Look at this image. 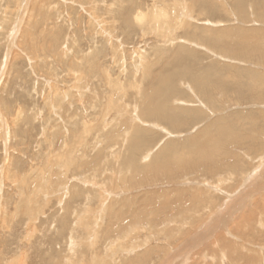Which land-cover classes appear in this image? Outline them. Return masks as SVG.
<instances>
[{
	"label": "rangeland",
	"instance_id": "1",
	"mask_svg": "<svg viewBox=\"0 0 264 264\" xmlns=\"http://www.w3.org/2000/svg\"><path fill=\"white\" fill-rule=\"evenodd\" d=\"M263 97L264 0H0V264H264Z\"/></svg>",
	"mask_w": 264,
	"mask_h": 264
},
{
	"label": "bare ground",
	"instance_id": "2",
	"mask_svg": "<svg viewBox=\"0 0 264 264\" xmlns=\"http://www.w3.org/2000/svg\"><path fill=\"white\" fill-rule=\"evenodd\" d=\"M178 3V2H177ZM185 3V2H184ZM178 6H179V4H177ZM176 5V6H177ZM178 6H177V8H178ZM182 9L181 10V12L178 14V12L177 13H174V15L172 16V14H171V12L167 9H165V6L164 7H162V8H158V9H156V10H154L153 12H152V14H151V16H152V18L150 19V24H148V26L149 25H151L152 23L153 24H155V28L154 29H157V32H158V34L160 35V36H162L163 38H165V37H167L169 34H171L172 32H173V29H171V26L173 25V24H176V25H179V26H181V25H188L190 22H188L187 21V19L190 17V16H192L191 15V12L192 11H190V9L189 8H187L186 7V4H184L183 5V8H182V6L181 7H179V9ZM176 10V9H175ZM173 13V12H172ZM147 16V13H144V12H137L136 14H135V20H137L138 22L139 21H142V19L144 18V16ZM143 22V21H142ZM141 24V23H140ZM172 24V25H171ZM20 25V24H19ZM174 26V25H173ZM144 28V27H143ZM149 29V28H148ZM170 37V36H169ZM170 40H172V39H170ZM169 43H171V42H169ZM237 43H239V42H237ZM234 44H236V43H234ZM236 45H238V44H236ZM229 46H230V44H229ZM237 47V46H236ZM239 47V46H238ZM241 47V46H240ZM240 47H239V49H240ZM231 48H233V49H235V47H234V45L232 44L228 49H231ZM244 49H245V47H244ZM242 50H243V48H242ZM241 51V50H240ZM237 52V51H236ZM242 53V52H241ZM236 54V53H235ZM240 54V53H239ZM249 55V54H248ZM74 71V70H73ZM237 74V73H236ZM115 84V83H114ZM232 84V83H231ZM230 85V84H229ZM233 85V84H232ZM235 85V84H234ZM226 86H228V85H225V88H226ZM231 86V85H230ZM237 86V85H236ZM253 86H255V85H253ZM232 87V86H231ZM257 87V86H256ZM209 88V87H208ZM207 88V89H208ZM212 88V87H211ZM210 88V89H211ZM224 90V89H223ZM254 90V93L256 92V90H255V88L254 89H252V91ZM261 91H262V89H261ZM260 91V92H261ZM250 93V92H249ZM262 93V92H261ZM124 94V93H123ZM252 95V94H251ZM251 97V96H250ZM252 98H254V97H252ZM264 98V97H263ZM207 99H208V97H207ZM255 99H257V98H255ZM206 100V99H205ZM260 100H261V98H260ZM209 102V101H208ZM119 103V102H118ZM121 106V105H120ZM135 112V111H134ZM136 117V116H135ZM260 117H261V115H260ZM243 118H245V117H243ZM246 119V118H245ZM131 120V119H130ZM135 120H139L138 118H136ZM135 124V123H134ZM104 126L106 127V125L104 124ZM104 129V128H103ZM199 133H201V132H199ZM199 137H202V134L201 135H199ZM236 137V136H235ZM234 137V138H235ZM234 138L233 139H231V140H234ZM238 138V137H237ZM228 139V138H227ZM230 139V138H229ZM214 140L215 139H213L212 141H213V144H212V146H209V147H207L206 146V142H205V139H202L201 138V141H199V147L197 148V146L195 147V148H192V150L191 149H189V148H187L186 150H180V152L181 153H179V151L176 153L175 151H173V152H175V153H173V156H170V158L165 162V170H166V172L164 173L163 171H164V169L162 170V168H161V171L163 172H161L163 175H166V178H168V179H171L172 178V172H176V171H178V169H180V168H184V170H190V169H192V168H195V167H197V166H200V164H197V163H195V162H201L200 160H203V161H205V163H206V161L207 160H210L211 162H209V163H211L210 165H211V167L209 168V169H211L212 170V167L213 166H217V165H215V163H217L218 162V160L220 161V164H221V160L220 159H218V158H222L226 153H223L222 151H220L219 153H218V150L220 149V148H222L219 144V142L220 141H218V140H215V142H214ZM240 140H238V139H236V140H234L233 142H235V143H237L238 144V142H239ZM232 142V143H233ZM230 144V141L229 142H227V144ZM221 144H222V146L223 145H225L226 144V141L224 140V139H222V142H221ZM227 144H226V146H227ZM188 146V145H187ZM225 146V147H226ZM186 147V146H185ZM172 155V154H171ZM184 155H190L191 157H193V159H194V161H191V162H188V160L186 159V157L184 156ZM213 155H216L215 157L213 156ZM227 155V154H226ZM155 159H156V157H154ZM153 158V159H154ZM214 158H217L218 160H217V162L214 160ZM211 159H213V161L211 160ZM144 161H146V160H144ZM227 162V164H231L232 163V161L230 160V161H226ZM147 163V165H149V169H146V165L145 166H143L142 168H144V169H146L147 170V172L148 171H152V172H155V173H153V175H150V177L152 176V178H155V179H157L158 178V175L160 174L159 173V167L157 166L158 164H157V162H155V161H151V162H146ZM169 163V164H168ZM129 164H131V162H129ZM217 164H219V163H217ZM205 165V164H204ZM158 168V169H157ZM174 170H176V171H174ZM181 170V169H180ZM183 170V169H182ZM151 173V172H150ZM152 174V173H151ZM161 174V175H162ZM147 175V174H146ZM232 175V174H231ZM137 176V175H136ZM143 178L144 177H142V179H140V177H139V179L138 180H141V182L142 181H145V180H143ZM146 178H148V177H146ZM151 178V179H152ZM135 179H136V177H135ZM145 179V178H144ZM137 180V179H136ZM153 180V179H152ZM87 181V180H86ZM135 181V180H134ZM248 181V180H247ZM137 182H140V181H137ZM239 181H237V183H238ZM237 183H234V184H231V185H228V189L229 190H234V188L237 186ZM248 183V182H247ZM242 185H244V184H242ZM253 186H254V184L251 186L250 184L249 185H247V186H244L245 187V189L241 186L240 188H238L239 190H237V192H232V193H230V195H227L228 197H227V199H226V204L229 202V203H231V204H234L235 206H237L236 204V202H237V199H239V198H242V197H244V198H242V200L244 201L246 198H248L249 200L252 198V197H254L253 195H251V194H254L255 193V195H262V194H259V193H257V192H260V191H263V189H264V181L262 180V178L258 181V184L257 185H255V186H259L258 188H254L253 189ZM217 187V186H216ZM226 195V194H225ZM109 199V198H108ZM167 199V198H166ZM170 199V198H169ZM179 199V200H178ZM259 199H261V197L260 198H258L256 201L257 202H259ZM104 200V199H103ZM106 200V199H105ZM168 200V199H167ZM174 201H175V199H173ZM171 201V202H174V201ZM185 200H186V198H185ZM201 200V199H200ZM177 201L179 202H184V196H182V195H180L178 198H177ZM243 201H241V205H242V203H243ZM248 201V200H247ZM255 201V202H256ZM168 202V201H167ZM170 202V201H169ZM168 202V203H169ZM177 202V203H178ZM179 202V203H180ZM211 202V201H210ZM225 202V201H224ZM239 202V201H238ZM174 203H176V202H174ZM185 203V202H184ZM193 203V202H192ZM172 204V203H171ZM205 204V203H204ZM208 204V203H207ZM250 204V203H249ZM256 204V203H255ZM104 205V204H103ZM181 205V204H180ZM212 205V204H211ZM220 205V204H219ZM213 206V205H212ZM216 205H214V207H215ZM221 206V205H220ZM219 206V207H220ZM242 207V206H241ZM105 208V207H104ZM208 208V207H207ZM209 208H211V207H209ZM230 209H232V208H229L228 206L226 207L225 206V209L223 210V211H220L219 213H220V215H219V217H221V216H225L226 214H227V212H229L230 211ZM104 210V209H103ZM111 208H110V206L108 207V208H106L105 209V212H111ZM237 210V209H236ZM181 212V211H180ZM216 215H217V213H216ZM216 219H217V217H216ZM216 219H214V220H212L211 222H209L208 224H206L205 223V225L203 224L202 225V227L199 229V231H198V233H200L201 232V235L202 234H205L206 233V230L215 222V220ZM220 219H222V218H220ZM246 219V218H245ZM222 220H224V219H222ZM244 220V219H243ZM219 221V220H218ZM261 222V221H260ZM242 223V222H241ZM112 225V224H111ZM215 226V225H214ZM114 228V227H113ZM135 228L136 227H132L131 229L133 230H135ZM196 236H197V234H196ZM204 236V235H203ZM125 237V236H124ZM205 237V236H204ZM112 239H114V240H112ZM111 240H112V242L110 241V243L109 244H111L112 245V247H114L115 246V244L116 243H118V238H117V236L115 237V238H112ZM193 239V238H192ZM197 239V238H196ZM197 241V240H196ZM193 243V241L192 240H188V245H191ZM196 243V242H195ZM186 244V245H187ZM117 245V244H116ZM208 246V245H207ZM190 247V246H189ZM187 248V246H185V247H183L182 249H180L177 253H175V256H180V255H182L183 254V252L182 251H184L185 249ZM186 252V251H185ZM174 256V254H172V256L171 257H169L170 259L171 258H173L174 260L177 258V257H175ZM168 261V258L166 259V261H165V263ZM173 263H174V261H173Z\"/></svg>",
	"mask_w": 264,
	"mask_h": 264
}]
</instances>
